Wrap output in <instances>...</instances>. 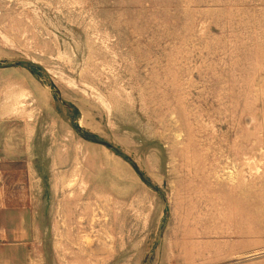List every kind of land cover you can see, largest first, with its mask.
<instances>
[{"label": "rangeland", "instance_id": "1", "mask_svg": "<svg viewBox=\"0 0 264 264\" xmlns=\"http://www.w3.org/2000/svg\"><path fill=\"white\" fill-rule=\"evenodd\" d=\"M0 163L38 264H264V0H0Z\"/></svg>", "mask_w": 264, "mask_h": 264}, {"label": "crops", "instance_id": "2", "mask_svg": "<svg viewBox=\"0 0 264 264\" xmlns=\"http://www.w3.org/2000/svg\"><path fill=\"white\" fill-rule=\"evenodd\" d=\"M8 188L4 165L0 163V264H38L37 260L33 258L34 253L32 252L34 251L32 246L34 247L35 244L34 238H32L34 229L22 227L27 218L25 216L18 218L19 228H14L11 224L3 222L4 214L21 210L24 208L23 205H26L19 204L20 207H14L12 194ZM24 210L27 212V208Z\"/></svg>", "mask_w": 264, "mask_h": 264}]
</instances>
